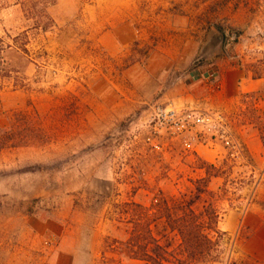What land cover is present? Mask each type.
<instances>
[{
  "label": "rangeland",
  "instance_id": "rangeland-1",
  "mask_svg": "<svg viewBox=\"0 0 264 264\" xmlns=\"http://www.w3.org/2000/svg\"><path fill=\"white\" fill-rule=\"evenodd\" d=\"M14 2L0 0V127L15 143L0 149V264H145L113 239L149 222L177 246L181 213L163 202L190 200L213 241L198 264H264V97L195 100L227 68L264 79V0ZM171 95L220 114L238 158L224 138L196 153L155 132Z\"/></svg>",
  "mask_w": 264,
  "mask_h": 264
},
{
  "label": "trees",
  "instance_id": "trees-1",
  "mask_svg": "<svg viewBox=\"0 0 264 264\" xmlns=\"http://www.w3.org/2000/svg\"><path fill=\"white\" fill-rule=\"evenodd\" d=\"M5 1V0H3ZM48 0H15V5L26 6L31 5L30 8H35L36 5H44ZM47 18V16H45ZM37 26L45 29L48 25L42 19H38ZM10 131L0 127V149L6 145L15 146L13 139L7 137ZM198 194L194 199H197L202 194ZM165 205L166 218L172 217V213L180 212L174 222L169 223V229L179 237L177 246H172L171 242L165 240L162 242V237L157 238L153 235L151 230V223L149 222H136L132 233L129 235L125 243L113 239L110 245L114 251L119 249V246L126 244L125 252L129 259L141 260L145 264H198L206 261L210 245L213 241L209 236L207 230L211 229L204 226L203 220L204 212L198 213L194 209L195 200L182 201L177 206L170 207L168 202H163ZM174 210V211H173ZM140 228V229H139Z\"/></svg>",
  "mask_w": 264,
  "mask_h": 264
},
{
  "label": "built area",
  "instance_id": "built-area-1",
  "mask_svg": "<svg viewBox=\"0 0 264 264\" xmlns=\"http://www.w3.org/2000/svg\"><path fill=\"white\" fill-rule=\"evenodd\" d=\"M149 122L155 132L180 139L188 152H196L198 145H208L206 137L209 135L224 138L225 144L233 150L232 156L238 158V142L227 135L226 123L218 113L159 104L152 107Z\"/></svg>",
  "mask_w": 264,
  "mask_h": 264
},
{
  "label": "crops",
  "instance_id": "crops-1",
  "mask_svg": "<svg viewBox=\"0 0 264 264\" xmlns=\"http://www.w3.org/2000/svg\"><path fill=\"white\" fill-rule=\"evenodd\" d=\"M208 90V91H207ZM212 91L214 94H212ZM246 94L262 95L264 97V79L256 78L252 79L245 75V73L238 68L224 69L220 74V79L217 85V90L211 89L207 86H201L200 91L195 94V100L197 102H203L207 106L222 107L225 110H231L238 106L240 97ZM169 102L172 105L187 104L191 102L190 96H168ZM261 99V98H260ZM264 102V101H263ZM250 149L251 156L257 157L260 155L261 145L257 139H252ZM202 145H198L196 153H199L198 149ZM208 147V145L202 146ZM261 251L264 253V245L258 242Z\"/></svg>",
  "mask_w": 264,
  "mask_h": 264
},
{
  "label": "water",
  "instance_id": "water-1",
  "mask_svg": "<svg viewBox=\"0 0 264 264\" xmlns=\"http://www.w3.org/2000/svg\"><path fill=\"white\" fill-rule=\"evenodd\" d=\"M224 40V34L220 31H217L210 40V45L212 48L218 47Z\"/></svg>",
  "mask_w": 264,
  "mask_h": 264
}]
</instances>
